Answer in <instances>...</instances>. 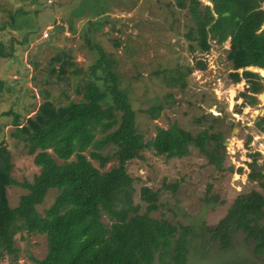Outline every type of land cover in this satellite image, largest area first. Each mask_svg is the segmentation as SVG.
I'll return each mask as SVG.
<instances>
[{"label": "rangeland", "instance_id": "rangeland-1", "mask_svg": "<svg viewBox=\"0 0 264 264\" xmlns=\"http://www.w3.org/2000/svg\"><path fill=\"white\" fill-rule=\"evenodd\" d=\"M174 1L0 0V40L9 41L11 36L21 40L25 35L29 38L27 45L13 40L12 54L0 56V77L6 82L0 93V140L11 153V174L18 182L31 181L39 171L34 155L27 153L23 141L10 134L14 113L23 118L32 115L45 91L59 104L80 98L75 89L83 84L93 63L84 32L88 20L101 18L105 24L98 31H91V38L116 58L120 85L128 92L144 139L153 138L156 126L167 128L176 124L193 137L205 130L208 135L219 134L222 142L220 168L208 162V157L190 139L186 143L187 154L181 158H165L151 149L141 150L139 158L127 162L134 180L133 204L144 207L140 188L147 186L158 190V209L151 212L152 216L166 218L173 224L191 225L193 234L189 236L185 264H264V257L253 253L254 242L245 241L243 232L232 231V247L227 250L220 249L219 243L210 241L207 234V229L225 215L236 197L252 190L264 194V134L255 126L264 116V69L246 68L260 76L261 91H249L251 83L245 79L233 83L229 77L231 64L225 57L229 37L222 44L211 40V48L205 53L192 52L185 37L191 24L189 11L187 7H176ZM200 2L212 5L209 0ZM260 2L264 5L263 0ZM12 21L16 24L13 28ZM55 25L64 29L56 32L51 43L70 52L73 61L60 78L57 72H50L57 64L48 65L49 58L59 51L38 47L50 37ZM7 46L5 43L4 48ZM197 60L206 62L205 69L193 68L185 75L184 88L173 85L171 78L194 66ZM72 69L79 72L72 73ZM252 98L257 101L251 103ZM158 104L162 109L152 119L144 110ZM213 148L210 141L205 149ZM85 154H89V149ZM91 162L99 167L97 160L92 158ZM115 163L111 159L100 170ZM249 164L262 173L260 179L249 177ZM25 192L20 186H8L10 206H16ZM55 195L56 190H49L38 210L42 212L48 207ZM260 223L264 225L263 217ZM15 246L18 257L14 264H38L35 259H42L46 253L45 236L39 234L18 232ZM10 262V254L0 258V264ZM167 263L175 264L169 257ZM153 264H159L157 258Z\"/></svg>", "mask_w": 264, "mask_h": 264}, {"label": "trees", "instance_id": "trees-1", "mask_svg": "<svg viewBox=\"0 0 264 264\" xmlns=\"http://www.w3.org/2000/svg\"><path fill=\"white\" fill-rule=\"evenodd\" d=\"M209 1L211 6L202 5L200 0L174 1L176 7H187L189 11L191 24L185 37L190 50L205 53L211 48V40L222 44L229 37L225 57L231 64V81L245 79L251 83L249 91H261L258 73L246 69L250 66L264 69L261 0ZM13 21L12 28L16 25ZM104 24L101 18L88 20L84 32L93 63L83 84L75 89L79 99L59 104L45 91L32 115L24 118L20 113L13 115L10 134L23 141L39 167L31 181L18 182L13 178L11 153L0 140V258L10 254V264L18 257L15 246L18 232L45 236L46 253L42 259H35L38 264H153L156 258L159 264H168V257L175 264H185L187 259L189 236L193 234L191 225L173 224L166 218L152 216L151 212L158 209V190L147 186L140 188L144 207L134 205L131 198L134 180L127 162L139 158L143 149H151L165 158H181L187 154L186 143L190 139L208 157V162L220 168L221 137L208 135L206 130L193 137L172 124L167 128L156 126L153 138L145 140L137 127L136 110L128 92L120 85L116 58L91 38V31H98ZM28 39L25 35L21 40L14 36L6 42L0 40V56L11 55L16 42L27 45ZM71 58L67 51L50 57L48 65L57 64L51 74L57 72L60 78L66 66L73 65ZM205 67V61L197 60L184 72L178 71L171 81L182 89L187 83L185 75L193 68ZM77 72L79 69H72V73ZM5 86V79L0 77V93ZM161 109L159 104L151 105L144 112L156 119ZM255 126L264 134V116ZM210 141L214 148L207 151ZM92 158L99 167L92 164ZM111 159L116 163L100 170ZM249 165V177L260 179L262 173ZM10 185L26 190L14 207L8 201ZM51 189L56 190L53 202L40 212L37 207ZM263 205L264 194L255 190L239 195L225 215L207 229L209 240L227 250L232 247V231L243 232L245 241L254 242L253 253L264 257V225L260 223L264 218Z\"/></svg>", "mask_w": 264, "mask_h": 264}, {"label": "water", "instance_id": "water-1", "mask_svg": "<svg viewBox=\"0 0 264 264\" xmlns=\"http://www.w3.org/2000/svg\"><path fill=\"white\" fill-rule=\"evenodd\" d=\"M263 25H264V24H263ZM263 25H262V26H263ZM60 29H64V28H63V27H60L59 25H55V26H53V27H52V34L50 35V37H49L47 40H44V41L40 42L39 45H38V47L41 46V45H43V46H46V47L55 48V49H57V50L59 51V53H60L61 55H63V51H62V49H61L60 47L54 45L53 43H51L52 38H53L54 36H56V32H57L58 30H60ZM47 75H48V74H47ZM261 94H262V93H261ZM263 104H264V101H263Z\"/></svg>", "mask_w": 264, "mask_h": 264}, {"label": "flooded vegetation", "instance_id": "flooded-vegetation-1", "mask_svg": "<svg viewBox=\"0 0 264 264\" xmlns=\"http://www.w3.org/2000/svg\"><path fill=\"white\" fill-rule=\"evenodd\" d=\"M263 2H264V0H263ZM261 4H262V3L260 2V7H261V8H263V7H264V5H261ZM263 9H264V8H263ZM263 24H264V23H263ZM263 24H262V25H263ZM263 27H264V25H263V26H261V28H263ZM262 102H263V101H262Z\"/></svg>", "mask_w": 264, "mask_h": 264}, {"label": "built area", "instance_id": "built-area-1", "mask_svg": "<svg viewBox=\"0 0 264 264\" xmlns=\"http://www.w3.org/2000/svg\"><path fill=\"white\" fill-rule=\"evenodd\" d=\"M44 37H47V33H45Z\"/></svg>", "mask_w": 264, "mask_h": 264}, {"label": "bare ground", "instance_id": "bare-ground-1", "mask_svg": "<svg viewBox=\"0 0 264 264\" xmlns=\"http://www.w3.org/2000/svg\"><path fill=\"white\" fill-rule=\"evenodd\" d=\"M252 67H255V66H252ZM258 67H256V69H257Z\"/></svg>", "mask_w": 264, "mask_h": 264}, {"label": "crops", "instance_id": "crops-1", "mask_svg": "<svg viewBox=\"0 0 264 264\" xmlns=\"http://www.w3.org/2000/svg\"><path fill=\"white\" fill-rule=\"evenodd\" d=\"M256 68V67H255ZM259 68V67H258ZM258 68H257V71H258ZM260 72V71H259Z\"/></svg>", "mask_w": 264, "mask_h": 264}]
</instances>
